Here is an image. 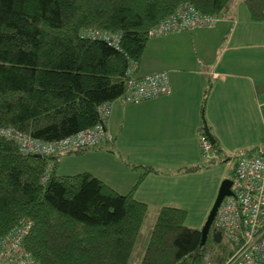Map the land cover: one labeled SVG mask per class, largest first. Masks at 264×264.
Instances as JSON below:
<instances>
[{
    "label": "trees",
    "instance_id": "1",
    "mask_svg": "<svg viewBox=\"0 0 264 264\" xmlns=\"http://www.w3.org/2000/svg\"><path fill=\"white\" fill-rule=\"evenodd\" d=\"M230 1L0 0V128L54 141L93 127L99 107L126 91L154 26L187 7L218 22ZM245 3L264 20V0ZM61 155L24 154L0 134V237L30 220L24 244L39 264H129L147 203L91 172L59 173ZM186 217L177 205L160 209L140 264H207L202 228Z\"/></svg>",
    "mask_w": 264,
    "mask_h": 264
},
{
    "label": "crops",
    "instance_id": "2",
    "mask_svg": "<svg viewBox=\"0 0 264 264\" xmlns=\"http://www.w3.org/2000/svg\"><path fill=\"white\" fill-rule=\"evenodd\" d=\"M245 1L231 0L212 27L151 38L137 74L168 71L172 91L138 103L114 101L107 123L113 142L63 153L59 173L88 171L118 192L132 191L147 203L148 215L153 206L159 211L166 205L180 206L153 205L163 185L191 174L185 172L187 167L202 166L198 172L211 167L197 138L205 122L222 157L232 159L237 151L264 147V20L251 19ZM83 156H91L94 168L60 170L67 160L80 167ZM224 177L219 176L218 183Z\"/></svg>",
    "mask_w": 264,
    "mask_h": 264
},
{
    "label": "built area",
    "instance_id": "3",
    "mask_svg": "<svg viewBox=\"0 0 264 264\" xmlns=\"http://www.w3.org/2000/svg\"><path fill=\"white\" fill-rule=\"evenodd\" d=\"M218 17L202 14L195 8H180L149 31L150 37L213 26ZM113 39L110 41L115 40ZM137 63L131 62L127 70V89L114 101L122 104L169 94L172 91L168 71L147 75L137 74ZM113 101V102H114ZM113 102L99 107L100 121L93 127L54 141H41L15 128H0V134L15 141L24 154L56 155L83 149L98 148L113 142L114 136L107 127ZM198 145L207 160L218 157L217 149L205 130L197 132ZM232 177V194L222 200L214 225L222 233L228 247L220 263L264 264V147L256 151H237ZM49 172L43 178L47 179ZM32 221L27 220L0 237V264H39L26 250L25 237ZM211 264V260L207 262Z\"/></svg>",
    "mask_w": 264,
    "mask_h": 264
},
{
    "label": "rangeland",
    "instance_id": "4",
    "mask_svg": "<svg viewBox=\"0 0 264 264\" xmlns=\"http://www.w3.org/2000/svg\"><path fill=\"white\" fill-rule=\"evenodd\" d=\"M95 149L100 148H89L84 151L86 152ZM84 151H81L79 153H82ZM72 153H74V151ZM83 157L81 158V160L84 159L85 165H83L82 161L80 160V167H74V160H71L72 163H68L69 160H67L62 163L60 170L64 172L70 171V169H72L75 170L74 172H76L80 170H85V168H94L93 160L92 158H90L91 156H89V160L85 156ZM103 161L108 163L107 159H104ZM206 164H208L207 166L211 165V167H206L201 172L185 171L192 173L183 176L179 179L173 178V180L168 186L163 185L161 195L155 196V201H153V205H155L157 202H161L162 204L175 202L187 210V217L185 220L186 225L195 228H202L206 223L207 217L216 200L222 181L227 178L232 179V173L235 168L234 159H226L225 157L216 158L214 161H208V163ZM222 174H225L226 177H224V179L220 183H218V177ZM167 194H169L171 197L167 196ZM158 209L156 206H153L151 212L149 211L150 214L146 215L138 239L131 253L129 264L141 263L142 257L144 255L146 246L148 244L151 232L154 228L159 213ZM206 242L207 243L205 246L204 258L206 261H209L214 256L216 263L217 256L215 253H213V248L215 246L216 241L213 237H208Z\"/></svg>",
    "mask_w": 264,
    "mask_h": 264
},
{
    "label": "water",
    "instance_id": "5",
    "mask_svg": "<svg viewBox=\"0 0 264 264\" xmlns=\"http://www.w3.org/2000/svg\"><path fill=\"white\" fill-rule=\"evenodd\" d=\"M204 130L206 132V134L209 136L210 140L214 143L215 142V138L212 135V133L209 130V127L207 125V123H204ZM232 184H233V180L231 178H227L224 179L220 185L219 188V192L217 194L216 200L211 208V211L207 217L206 223L204 224V226L202 227L201 231H202V245L206 243L208 236H209V232L212 229V225L214 222V219L216 217L217 214V210L222 202V200L224 199L225 196L232 194ZM213 238L216 242H220L222 240V233L220 231H213ZM226 254V253H224ZM223 257L217 256V263H220Z\"/></svg>",
    "mask_w": 264,
    "mask_h": 264
},
{
    "label": "flooded vegetation",
    "instance_id": "6",
    "mask_svg": "<svg viewBox=\"0 0 264 264\" xmlns=\"http://www.w3.org/2000/svg\"><path fill=\"white\" fill-rule=\"evenodd\" d=\"M216 230L217 229L212 228L211 231L209 232V236L208 237H213V231H216ZM217 231H219V230H217ZM227 247H228V244L223 239V236H222V240L220 242H216L215 243V246L213 248V253H215L216 256L223 255L227 251Z\"/></svg>",
    "mask_w": 264,
    "mask_h": 264
}]
</instances>
